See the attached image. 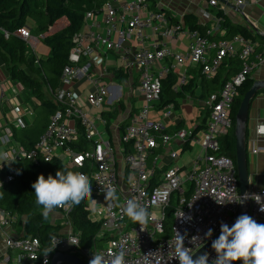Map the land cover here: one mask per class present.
Wrapping results in <instances>:
<instances>
[{"label": "built area", "instance_id": "built-area-1", "mask_svg": "<svg viewBox=\"0 0 264 264\" xmlns=\"http://www.w3.org/2000/svg\"><path fill=\"white\" fill-rule=\"evenodd\" d=\"M221 3L235 4L245 13L246 0H208L213 7ZM245 15L249 25L257 28ZM4 32L7 37L10 35ZM15 33L36 51L41 37L33 35L29 26L20 27ZM178 34L191 38L185 52L174 46ZM132 39L137 41L134 48L127 44ZM256 46L257 42L242 34L212 38L211 33L203 35L184 22L171 24L170 17L164 10L155 9L151 0H104L99 11L87 12L83 28L73 37L69 63L61 75L63 87L57 90L48 87L54 101L64 108H58L50 116L47 128L30 149L15 140L10 126L0 129V147L4 149L0 151V166L9 167L0 179V186L17 175L13 167L16 160L26 158L39 164L57 157L64 164L77 167L78 173L92 182L93 199H88L86 206L100 224V231L89 244H84L82 232L75 229L70 217L72 206L64 207L63 230L51 238L48 248H43L40 239L26 235L17 225L18 217L0 204V262L44 264L47 259L51 264L56 252H64L89 264L94 251L110 261L112 252L123 250L126 264H179L172 259L177 230L186 236L185 246L195 254L220 234L221 221L231 226L238 216L246 213L264 223V212L254 199L260 195L264 200V185L250 183L246 192L249 198L243 204L229 202L244 194L240 192L236 164L231 156L222 153L220 141L232 127V109L239 87L256 66L264 64V46L255 53ZM107 52L117 54L120 63L109 65L105 60ZM231 56H238L242 66L220 89L204 99L187 94L178 100V106L174 103L158 106L163 81L169 74L176 75L173 91L180 92L189 84L192 69L200 67L204 76L214 77ZM117 73L134 74L145 101L126 116L129 122L123 127L125 120L120 124L121 132L114 142L108 134L112 121L103 111L98 114L93 111L101 110L104 104L114 108L122 104V86L108 81ZM75 80L82 81L76 88L80 94L72 87ZM187 100L201 107L207 119L197 132L196 127L171 130L169 127L177 125L176 120L168 123L150 116L152 111H160L163 117L175 114L177 119ZM14 110L20 111L18 106ZM95 120L102 121L105 132ZM13 124L18 128L25 126L20 117ZM262 124L258 122L247 139L252 155L264 152V144L260 143L264 133L257 131ZM81 138L84 147L79 146ZM195 142L201 151L190 168L165 162L166 156L177 160L186 144ZM3 153L7 154L8 162ZM105 187L113 188L118 200L105 201ZM212 195L224 204H218ZM129 198H135L148 209L150 218L143 226L123 213ZM173 203V220L167 225V209ZM183 212L190 219L179 218ZM209 228L213 229L211 237L205 235ZM68 238L79 245H71ZM208 254L211 264L217 254L213 248Z\"/></svg>", "mask_w": 264, "mask_h": 264}, {"label": "trees", "instance_id": "trees-1", "mask_svg": "<svg viewBox=\"0 0 264 264\" xmlns=\"http://www.w3.org/2000/svg\"><path fill=\"white\" fill-rule=\"evenodd\" d=\"M104 0H0V57L9 72L10 78L23 86L26 94V101L31 96L36 98L34 109L38 112L31 124H26L22 128L12 125V132L15 140L26 149L32 148L39 140L47 128L50 116L58 109H63L62 103L54 101L52 96L45 92V85L52 89L63 87L61 75L65 66L69 63V56L73 48V37L84 25L86 13L89 11H99ZM221 17L220 26L226 29L223 35H215L212 38H232L236 34H242L257 42L255 53L260 52L264 46V36L253 33L244 24L233 21L221 10L217 12ZM67 18L68 24L62 29L50 33L51 28L61 18ZM171 21H175L170 17ZM184 24L191 30L199 31L203 35H208V26L199 22V18L194 13L184 15ZM29 26L33 35L41 37L49 47L46 55H38L30 49L28 44L15 32L18 28ZM4 30L10 35L7 37ZM242 66V60L238 56L228 57L221 65L214 77H206L201 73V68L191 70L193 76L189 84L180 92L173 91L176 75L171 73L163 81V91L161 100L158 103L160 108L174 103L178 106V100L191 94L197 99H204L210 93L220 89L225 81L235 74ZM42 77V79L39 76ZM118 77L122 73L116 74ZM255 79L251 76L239 87L238 95L232 109V127L228 133L220 138L221 151L231 156L237 167L236 151L237 139L235 134L236 114L246 92L252 87ZM48 92V88H47ZM260 92H264L261 90ZM259 92V93H260ZM28 99V100H27ZM123 103L119 108L103 111V115L109 119L115 118ZM136 110H133L135 112ZM207 119L197 125L194 132L200 130ZM129 122L126 119L122 127ZM179 128V127H178ZM249 122L247 124V139L250 136ZM83 143V146H82ZM81 138L80 147H84ZM191 143H187L184 151L191 148ZM183 151V152H184ZM62 161L57 157L50 162L33 163L32 161L21 158L13 163L17 170V175L8 183L0 186V204L18 217V226L26 235H33L40 239L43 248H48L51 238L63 230L62 208L55 209L47 219L42 215V207L35 203V194L32 184L38 176L43 173L55 175L61 168ZM64 164V163H63ZM72 171L78 172L75 166L68 165ZM9 167L0 166V179ZM92 184V182H91ZM85 199L80 205L72 206L70 217L76 230L83 234V243L89 244L100 231L98 221L91 218ZM171 204L167 209V225L172 223L174 216V205ZM61 215V219L55 220V216ZM54 215V221L52 220ZM262 223V222H259Z\"/></svg>", "mask_w": 264, "mask_h": 264}, {"label": "clouds", "instance_id": "clouds-1", "mask_svg": "<svg viewBox=\"0 0 264 264\" xmlns=\"http://www.w3.org/2000/svg\"><path fill=\"white\" fill-rule=\"evenodd\" d=\"M257 131L264 133V124L258 126ZM3 155L5 162H8L7 154L3 153ZM129 182L131 183V178ZM249 183H252L250 178ZM32 188L34 189L35 203L42 207V215L45 219L53 214L57 208L78 206L85 199H93L92 184L89 178L82 173L72 171L68 165L63 163L55 175L48 174L45 177L41 173L33 182ZM104 192L105 201L118 200L113 188L105 187ZM248 198L249 194L245 193L238 200L229 202L243 204ZM214 199L218 204H224L219 199ZM254 199L260 205V211L264 212V200L261 199V196L257 195ZM123 213L141 226L146 224L150 218L146 206L135 198H129L126 201L123 206ZM179 218L182 220L190 219V217L185 216L184 212ZM220 229V235L211 244L217 254L211 260V264H234V262L241 260L243 264H264V223L257 222L252 216L245 213L238 216L231 226L221 221ZM212 233L213 229L209 228L205 235L211 237ZM185 238L186 236L177 230L172 259L178 260L179 264H210L208 253H202L195 259L193 258L194 254L191 248L185 246ZM68 240L71 245H79V242L74 243L70 238ZM169 246L173 248L171 241H169ZM125 255L123 250L112 252L109 261L105 259L102 253L94 251L89 264H126ZM32 258L35 259L36 257ZM44 264H48L47 259H45Z\"/></svg>", "mask_w": 264, "mask_h": 264}, {"label": "crops", "instance_id": "crops-1", "mask_svg": "<svg viewBox=\"0 0 264 264\" xmlns=\"http://www.w3.org/2000/svg\"><path fill=\"white\" fill-rule=\"evenodd\" d=\"M151 5L155 9L164 10L169 17H173L175 21L170 20L171 24L184 22V15L186 13L196 14L199 18V22L205 26H208V32L211 33L212 36H215L217 34L223 35L226 33V29L220 26L221 19L217 15L218 10H221L223 13L228 15V17H230L233 21L244 24L253 33L256 32L257 34H260L261 32H264V0H246V3L244 5L243 11L247 14V16L250 19H252L257 24V28L251 27L245 17L246 16L245 13L243 14L240 11V9L235 4L232 3L231 4L221 3L218 7H213L208 4V0H201V1L200 0H151ZM230 8L237 11L240 17L236 15L233 16L229 11ZM58 24L60 25L63 24V27H65L68 24L67 18L63 17L60 20H58L56 24L51 28L50 33H52L51 32L52 29L56 27ZM190 40L191 38L187 34H183V35L178 34V39L175 40L173 43L174 46L176 47V50L185 52L187 50V46ZM127 44L134 48L137 45V41L135 39H132L128 41ZM262 48L263 46L260 48L259 50L260 52L262 51ZM45 50L46 47L43 48L42 52H45ZM46 54H42V55H46ZM117 59H120V57L117 54H115L114 52H107L105 60L107 61L108 64L109 62L115 63ZM119 62L120 61H118L116 64H119ZM2 64L4 63L0 57V65L2 66ZM116 64H112V65H116ZM257 69L260 70L259 73L260 77L258 79H256V77L254 76V72H256ZM0 73H1L0 74V129L5 126L11 127L12 125H14L13 121L15 119H18L19 117L23 120L24 123H27L25 119L26 115H31L32 110L31 108L28 107L26 103V96L25 98H21L20 96V94L24 92L23 86L20 83L12 80L10 78L9 72L6 73L0 71ZM126 77H127V81H128L127 83L129 85V89L127 92H125L124 88L122 87L123 88L122 103L124 107L123 109H120L119 112H122L128 107V105L124 102V98H126L127 101L129 100L130 102L133 103V105L129 107V110L127 112L126 116H128L130 113H132L133 110H138V108L144 103V100H142L144 99V96L137 88L138 86L137 77L134 74L123 75L122 73L121 77H118L117 75L116 76L111 75L108 78V81L117 83L116 79L122 80ZM251 77L254 78L255 80H263L264 64L256 66L251 73ZM74 82L72 84V87L76 89L77 85H79L82 81L75 80ZM77 92L79 91L77 90ZM137 100L138 103L135 104V101ZM140 100H142V103L139 102ZM17 106L20 109L19 112H15L14 110L15 107ZM194 108H198L200 114L194 120L195 126L193 128L197 127V125L200 124L205 118L204 110L201 107L195 106ZM112 109H114V107ZM93 112L94 114H98V112L95 110ZM152 112L156 113V117L154 119H164L168 123L172 119L176 120L178 123L177 125L172 124L169 127V129L171 130H174L177 127L179 128L190 127L188 125V121L185 120V117L182 119L180 117L175 119L174 114L169 117H163L160 111H152ZM125 118L120 122L111 125L110 130L108 131L109 136L113 139L114 142L118 141L121 132L120 124L125 120ZM258 122H264V92L258 93L251 105L250 116H249L250 135L253 133L254 127ZM260 143L264 144V139H262ZM195 144L198 143L195 142L191 146V148ZM3 150L4 149L0 147V151L2 152ZM248 157H249V170H250L251 182L253 184L257 183L258 185L261 186L264 185V152L258 153L256 155H252L250 153V155L248 154ZM55 217L61 219L60 214H58Z\"/></svg>", "mask_w": 264, "mask_h": 264}, {"label": "rangeland", "instance_id": "rangeland-1", "mask_svg": "<svg viewBox=\"0 0 264 264\" xmlns=\"http://www.w3.org/2000/svg\"><path fill=\"white\" fill-rule=\"evenodd\" d=\"M229 11L231 12V14L233 16L236 15V16L240 17V15H238L237 11H235V10H233L231 8L229 9ZM62 27H63V24H61V25L58 24L56 27H54L52 29L51 32L53 33V32H55L57 30H60ZM44 47H46V50H45V52H42ZM35 52L38 55L46 54V53L49 52V47L45 44V42L42 40V38H40V42H39ZM118 61H121V60L117 59V61L115 63L109 62V65L116 64ZM0 69H1L0 70L1 72H6V73L8 72V70L6 69L5 64H2V66L0 65ZM259 73H260V70H258V69L256 70V72H254V76L256 77V79H258L260 77ZM7 76H8V74H7ZM39 77L42 79L41 76H39ZM116 82L119 83V85H121L124 88L125 92L128 91L129 85L127 83L128 82L127 81V77L122 79V80L116 79ZM47 88L48 87L45 85L46 94L48 96H51V94L49 92H47ZM26 94H28V93L25 92V94H24V92H22L20 94L21 98H25ZM142 100L145 101V99H142ZM142 100H140L139 102L142 103ZM35 101H36V98L34 96H31V99L26 101L28 107L31 108V110H32V114L31 115H26V118H25L26 122H27L26 124H31L33 122V120L36 118L37 114H38V112L35 111V109H34ZM124 102L128 105V107L125 110H123L122 112H119L118 115L115 118H112V125L116 124L117 122H120L121 120H123L126 117V115H127L129 107H131L133 105V103L130 102L129 100L127 101L126 98H124ZM137 103H138V100L135 101V104H137ZM194 107H195V105H193L192 102L187 100L185 106H182V108L179 109V114H180L179 117L181 119L185 117V120L188 121V125L190 126L189 128H193L195 126L194 120L200 114L199 111H198V108H194ZM112 108H113V106L108 105V104H104L101 110H95V111H97V112H99V111H108V110H110ZM174 116H175V114H174ZM155 117H156V113L152 112L151 113V118H155ZM95 121H96V124L98 125V127L100 129H102V131L105 132L106 131V126H104L102 124V121L101 120H95ZM198 136H200V134H198L197 137ZM200 151H201V146L199 144H195L191 149L186 150L184 153L183 152L180 153L181 156L177 160H173L169 156H166L165 157V162L167 164H171L172 161H173V162H177L181 166H186L187 168H190L191 167V162L196 158V156L199 154ZM248 154L250 155V146L249 145H248ZM90 215H91V218L94 220V218H93L94 214L91 212ZM57 219H59V218H55V220H57ZM52 220L54 221V215H53ZM0 264H7V263L0 262Z\"/></svg>", "mask_w": 264, "mask_h": 264}, {"label": "water", "instance_id": "water-1", "mask_svg": "<svg viewBox=\"0 0 264 264\" xmlns=\"http://www.w3.org/2000/svg\"><path fill=\"white\" fill-rule=\"evenodd\" d=\"M261 90H264V79L255 80L252 87L246 92L236 114V125H235V134L237 139L236 159H237V172L239 177L241 194H245L250 187V183H249L250 170H249V157H248V145H247V124L249 122L252 102L254 101L257 94ZM218 236H216L214 239L218 238ZM211 244L212 241H209L207 244H205L194 254L193 258L195 259L196 256H199L202 253H208L212 248ZM51 264H87V263L79 256L64 252H56L52 257Z\"/></svg>", "mask_w": 264, "mask_h": 264}]
</instances>
